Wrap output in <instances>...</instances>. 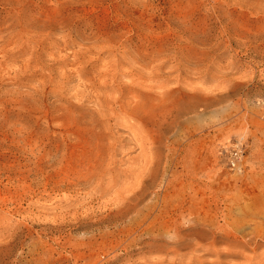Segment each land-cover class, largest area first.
<instances>
[{"label":"rangeland","instance_id":"374dc122","mask_svg":"<svg viewBox=\"0 0 264 264\" xmlns=\"http://www.w3.org/2000/svg\"><path fill=\"white\" fill-rule=\"evenodd\" d=\"M0 264H264V0H0Z\"/></svg>","mask_w":264,"mask_h":264},{"label":"built area","instance_id":"2783aa9c","mask_svg":"<svg viewBox=\"0 0 264 264\" xmlns=\"http://www.w3.org/2000/svg\"><path fill=\"white\" fill-rule=\"evenodd\" d=\"M241 153V146L235 144L230 153V164L232 167H238L240 165Z\"/></svg>","mask_w":264,"mask_h":264}]
</instances>
